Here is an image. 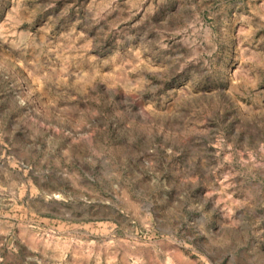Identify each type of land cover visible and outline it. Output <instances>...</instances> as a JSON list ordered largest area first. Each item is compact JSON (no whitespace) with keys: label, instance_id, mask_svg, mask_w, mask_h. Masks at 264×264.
Returning <instances> with one entry per match:
<instances>
[{"label":"rangeland","instance_id":"obj_1","mask_svg":"<svg viewBox=\"0 0 264 264\" xmlns=\"http://www.w3.org/2000/svg\"><path fill=\"white\" fill-rule=\"evenodd\" d=\"M0 264H264V0H0Z\"/></svg>","mask_w":264,"mask_h":264}]
</instances>
